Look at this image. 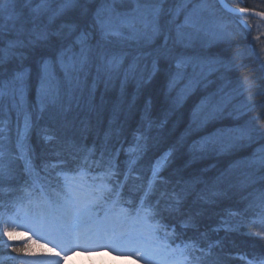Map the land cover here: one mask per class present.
Instances as JSON below:
<instances>
[{
	"label": "trees",
	"instance_id": "16d2710c",
	"mask_svg": "<svg viewBox=\"0 0 264 264\" xmlns=\"http://www.w3.org/2000/svg\"><path fill=\"white\" fill-rule=\"evenodd\" d=\"M97 3L98 0H75L71 6H64L61 14L55 15L62 8L63 0H48L43 5L42 0H14L9 7L15 10V20H6L5 12L0 14V25L11 27L14 23L16 30L10 38L19 35L25 41L28 30L47 24L49 16L55 15L52 30L70 24L82 29L84 25L93 24L90 7ZM8 38L7 35L0 37V44ZM97 40L99 36L93 33L91 42L95 44ZM52 41H58V38L52 37ZM240 41L247 46L244 40ZM109 47L118 50L115 46ZM42 48L25 47L21 49L24 53L22 61L13 59L0 68V75L5 78L13 70H32L29 76L32 86L23 105L11 106L9 112L11 132L7 142L9 148L17 152L15 159L26 155L42 174L53 160L77 152L85 156V161L92 167L107 169L116 183L125 175L123 190L135 198L144 197L146 203L154 205L167 222L174 225L173 237L188 244L194 264H248L250 258L264 255V162L252 152V146L258 142L260 147L264 139L256 136L253 142L241 141L240 135L231 129L234 126L243 128L247 123H252L249 128H264V117H261L264 96L261 97L263 104L256 107L257 101L245 99L249 91L238 93L237 90V80H257L258 75L250 69L257 67L251 62L252 58L245 59V63L250 62V72L248 68L241 70V66L230 72L224 66L221 73L209 78L212 82L209 93L203 84L196 83L190 94L181 98L180 83L168 88L176 74L175 59L179 55L202 58L206 66L209 59L225 49V45L208 51L204 48L197 51L183 49L182 52L173 49L175 55L161 58L154 74L147 72L152 67L150 64L139 82L128 79L123 90L117 80L107 90L100 84L90 96V76L83 92L75 89L78 96L74 99H82L83 109L80 111L75 105L77 100L68 106L66 100L58 99L53 110L40 113L33 93L37 76H32L41 60L38 54ZM207 71L204 69V75ZM257 82L262 88L264 81ZM230 83H236L233 90ZM257 100L260 103L262 99ZM216 103L221 107L210 116L208 112ZM62 110L65 115L56 116ZM202 116L206 118L201 122L199 118ZM26 117L30 124L32 120L39 124V131L52 126L56 129L57 140L46 142L33 127L25 133ZM166 117L177 124L175 129L162 123ZM255 117L260 119L254 120ZM218 132L224 133L226 140L211 141V134ZM201 141L203 145L199 144ZM145 143L147 150L142 151L141 146ZM173 146L170 163H164L157 178L152 180L153 164ZM1 150L6 149L0 142V153ZM14 160L7 154L0 170L9 168ZM18 166L23 169V162L20 161ZM17 178H22L19 171ZM174 212L178 217H173ZM216 241H224L226 248H217ZM4 255L5 250L0 246V256Z\"/></svg>",
	"mask_w": 264,
	"mask_h": 264
},
{
	"label": "snow or ice",
	"instance_id": "6c2138e0",
	"mask_svg": "<svg viewBox=\"0 0 264 264\" xmlns=\"http://www.w3.org/2000/svg\"><path fill=\"white\" fill-rule=\"evenodd\" d=\"M13 2L14 0H0V14L7 12L4 18L8 21H14L16 18L14 8L9 7ZM45 2L46 0H42V5ZM74 2L75 0H63L62 8L55 15L61 14L64 6H71ZM116 2L117 0H101V7L95 12L92 25L93 31L99 36L95 44L91 42L93 32L81 29L76 24L61 25L56 30H52L55 15L49 16L47 24L37 25L28 30L26 41L20 39L19 35L10 38L11 33L16 30L14 23L11 27L7 24L0 25V37L9 36L3 44H0V68L13 59L22 61L24 53L21 49L25 47H56L54 58L43 57L40 61L42 70L35 84L40 113H43L49 104L56 103L65 85L70 90L83 91V86L90 76H92L90 96L94 95L100 84H103L107 90L109 86H114L117 80L120 81L123 90L130 72L141 57H133L132 64L126 66L129 54L109 47L112 43L111 36L122 35L124 29H130L133 33L136 31L133 18L137 9L119 11L115 7ZM187 2L192 4V8L190 11L187 8L181 9L188 13L185 24L193 29L192 34L199 35L202 29L194 17H198L201 11L207 10V0H187ZM230 2L231 0H218L222 17L216 18L214 11L212 12L215 27L205 32L211 40L218 37L228 39L231 35L225 18L232 20L249 33L252 31V20L255 17H259L261 22H264V9L255 11L246 4L239 8L230 7ZM240 2L243 3V0ZM162 3L163 0H154V7L151 9L154 20L164 11ZM37 11L39 12V9ZM112 20L119 21V26H111ZM156 31L158 29L154 26L153 32ZM52 37L58 38V47L53 45ZM176 59L178 68L187 62L183 56H178ZM179 76V72L173 76L168 85L169 89L174 86ZM31 86L27 68L13 70L7 74V78L0 75V102L8 101L14 108L22 106ZM259 119L260 117L254 118V120ZM30 127V120L26 117L24 132L27 133ZM256 136L264 139V128L240 129L241 141L253 142ZM141 150H147L146 143L141 146ZM257 153L261 162H264V143H261ZM171 155L172 152L169 150L155 161L151 173L152 180L157 178L165 161L170 163ZM25 167L30 171L31 161H27ZM73 171L76 170L67 169L54 183L47 182L39 189L31 191L29 190L31 186L25 181L21 185L22 195L10 203L0 205V246L5 250V255L0 256V264H6V261H11L12 264H49L46 259L24 258L45 255L36 251L34 246L39 243L37 240L29 237L30 243H25L22 247L13 246L17 240L18 226H23L28 231L59 242L61 245H75L79 241L94 247L98 252L106 250L102 246L106 245L107 248L112 249L109 254L120 250L132 255L143 253L145 258L151 259L150 253L139 244V241L143 238L145 230L149 233L158 230L159 213L156 207L145 206L143 201L139 208L121 207L119 200L113 198L118 197L119 192L109 189L105 184H98L83 171H76L75 175L69 174ZM5 179H11L10 173L0 170V183ZM176 205L178 207L179 201ZM118 221H122L123 224L134 221L135 228L127 229L122 224L117 231L108 226ZM39 247L58 258L54 264H61V260L68 258L67 254L61 256L60 252L55 248H48L46 244H39ZM13 253L22 255H13ZM248 264H264V255L254 256Z\"/></svg>",
	"mask_w": 264,
	"mask_h": 264
},
{
	"label": "rangeland",
	"instance_id": "374dc122",
	"mask_svg": "<svg viewBox=\"0 0 264 264\" xmlns=\"http://www.w3.org/2000/svg\"><path fill=\"white\" fill-rule=\"evenodd\" d=\"M150 1H153V0H131L130 3H132V4H130V6L125 7L128 9H125L124 11H131L133 9H137L135 17L133 18L134 27H135L136 31H135V33H133L130 29H124L123 30V34H124L123 38H126L127 40L136 42L139 38L144 36L142 39H145V38L146 39L142 40V41H146V43L155 41V40H151V38H150L151 34L154 33L153 27L155 26L158 29V31H156L155 33H157V32L160 33L159 28H161L164 25L165 20L162 22V24L160 26H158L157 19L159 16L156 17L154 20L152 12H151V9L154 6H152V3ZM163 1L168 2V5L165 7V11L167 12L168 15L173 16V15L178 14L177 17L184 20V22H182V24L185 27V32L183 34L188 37L191 34V33L187 32L188 30H190V26L185 24V17L188 13H184L182 15V14H179L180 11L178 9L172 8V7L176 6V4H177L176 1H174V0H163ZM212 1L213 0H208L207 1V10H203L200 12L201 14L206 13L207 15H205V16L207 18L213 17L212 10L210 11V9H209L211 7L209 3H211ZM179 6H181L180 3H179ZM182 8L183 9L187 8V10L189 11V10H191L192 5H190V3H186L184 6H182ZM200 13H199L198 17H201ZM215 17L217 18L216 15H215ZM137 22H139L141 26H137ZM110 23H111V21H110ZM197 23L200 24L199 20H197ZM112 24H114L115 26H119V21L115 20ZM169 30H170V25L165 24L164 25V32L167 35H170V34H168ZM141 33H143V34H141ZM179 34H181V33H179ZM129 37H131V38H129ZM204 38H209V37L204 36ZM183 39H185V38H183ZM254 39L256 40L257 36H254ZM185 41H187V40H185ZM190 41L188 40L187 44ZM160 42H161V40H160ZM163 43H165V40H163ZM134 46L136 47L137 45H134ZM139 50L140 49L134 51V49H132V56L129 57V59L132 57H137V56L140 57L141 54L139 53L140 52ZM261 51L262 50L259 51L260 56H262V53H263ZM137 53H138V55H137ZM145 53H147V52H145ZM145 55H147V54H145ZM149 55H147L146 58H144V59H148L150 62H152L154 58H150ZM240 56L241 55H237V59H236L237 63L233 64L234 67L239 68V66L241 65V57ZM147 57H149V58H147ZM251 62L256 63L255 60H252V59H251ZM153 63H155V61ZM197 63L199 65L198 67L201 68L203 61L198 59ZM227 63L229 65L232 64L230 62H227ZM131 64L132 63H129V65H131ZM249 65H250V62L247 61L246 63H244L240 67V69L241 70L246 69L249 67ZM251 70H253V69H251ZM249 72H250V69H249ZM187 80H189V81H187ZM187 80L184 82L185 86L182 88L183 93L180 91V94H181L180 97L181 98L183 97V95L190 92V90L193 87V83H194V85L196 84V81L198 80V76H189V79H187ZM253 81H254L253 78H251V79L247 78L246 82H244L242 80L243 83H241V85H240V86H242V89L238 91V93H241L243 91H249L248 97L245 98L248 102H249V100L253 99V97H255L256 95H258V94L260 95L261 92L259 90L262 89V88H258L257 84L253 83ZM231 82H233V81H231ZM234 84L235 83L230 84V86L232 87V90H233V87L235 88ZM234 91H235V89H234ZM227 96L230 97V94L227 93ZM232 97H234V94L232 95ZM218 107H219V105H217V103H216V105L211 110V112H208L209 115L213 116V114H215L219 110ZM205 118L206 117L202 116L201 118H199V121L202 122V121H204ZM251 124L247 123L244 125L243 128H249ZM237 126H239V125H237ZM239 127L234 126L231 129L235 130L234 131L235 134L240 135V129H242V128H241V126H239ZM220 136H225V135H224V133H221ZM226 137L227 136L222 137L221 139L226 140ZM96 182L98 184L102 183L100 181H96ZM114 223H115V225H118V228L116 230L119 231L123 222L118 221V222H114ZM123 226L127 229H134L135 228V222L129 221L127 224H123ZM37 235H38L37 233H33L31 231H28L23 226H18L17 237L24 236V237H31L32 239H37L38 238ZM49 241H51V240L49 239ZM77 243H78V246L74 247L71 250L70 249L68 250V252H67L68 258L66 260H61V264H179L180 259H181L180 255L178 254V248L171 245L162 236V234H159L157 231H155L154 233H149L148 230H145L143 238L139 241V244L150 253L151 259L145 258L143 253H136V255H138V256H136V255H132L131 253L123 252L120 250H117L116 252L109 254L112 251V249L107 248L106 245H102L103 247L106 248V250L98 252V251H96V249L94 247H89L88 245H86L83 242L80 243L78 241ZM47 244H48L47 247L49 248L50 244L49 243H47ZM81 245H86V246L82 247ZM66 246H68V245L66 244ZM55 250L58 251L56 248H55ZM60 253H61V256H64L66 254L63 252H60ZM47 255H48V257L46 260L49 261V264H54L55 260L58 259L53 254L50 255V253H47Z\"/></svg>",
	"mask_w": 264,
	"mask_h": 264
},
{
	"label": "bare ground",
	"instance_id": "6f19581e",
	"mask_svg": "<svg viewBox=\"0 0 264 264\" xmlns=\"http://www.w3.org/2000/svg\"><path fill=\"white\" fill-rule=\"evenodd\" d=\"M118 3L117 5L115 6L119 11H124L125 9H128V8H125L127 6H130V1L131 0H117ZM152 3V6H154V0L153 1H150ZM98 3H101V0H98ZM97 3V4H98ZM100 6H92L91 5V15L93 16L94 18V14L96 12V10L99 8ZM180 12H182V10H180ZM162 18H164L165 20H167V24L170 25V29L173 31V33H171V36L169 38V40L167 41V46L169 47V49H173L174 47L175 48H179L181 47L182 48H185L184 46L187 44L188 40H190L192 38V36L194 34L193 33V29L190 27V30H189V33H191L192 35H189L188 37L185 36L183 33L185 32V27L184 25L182 24V22H184L183 19H180V18H177L175 21H172L170 15H166V13L164 12V15L162 13ZM161 17H158L157 19V24L159 25L161 22H162V18ZM195 19V18H194ZM115 20H112L110 25L111 26H115L114 24H112ZM202 21V20H200ZM198 24V23H197ZM92 25H84L82 29H86L88 31H92L93 33H95L93 31V28H92ZM137 26H141L139 22H137ZM199 27H201L203 33H205L206 31L204 30V27H202L201 25L198 24ZM181 33V34H179ZM96 34V33H95ZM143 34V33H141ZM151 34V33H150ZM156 35V33H152L151 34V37L150 38H153L154 36ZM139 37V36H138ZM144 36H142L141 38L138 39V41L140 42H145V41H142V40H145V39H142ZM185 38V39H183ZM112 43L110 45H114V44H118L120 42H122L121 38H120V35L118 36H111L110 37ZM126 38H124L125 40ZM187 40V41H185ZM246 41L249 43V39H246ZM224 43H227L228 45L225 47V49L218 55V61H223V63H219L218 64V67H220L219 69H212V71L216 72V74H219L221 73L224 68L228 70V68L230 67V65L226 62H230L232 64H235L236 63V59H237V55L240 54V51H244L246 49H248V47L240 40L234 38L232 35L229 36L228 39L225 40H221V41H215V43L212 45L213 49L215 48H224ZM58 44H59V41H53V45H56L58 47ZM126 42L123 44L125 45ZM250 44V43H249ZM160 51V48L157 49L156 52ZM55 52H56V47H52V46H43V48L39 51V54L38 56L42 59L43 57H53L55 56ZM262 56H259L258 60H257V67L253 68L251 67L250 69H253L254 71V75H258L257 76V80L259 81H264V49L262 51ZM41 61V60H40ZM225 66V67H224ZM224 67V68H223ZM227 67V68H226ZM231 69L232 67H230V72H231ZM226 70V71H227ZM134 82H137V80L135 78H132ZM243 80V79H242ZM242 80H237V90H241L242 89V86L241 83ZM257 80L254 79L253 83L257 84V87H259L258 85V82ZM244 82L247 81L246 80H243ZM206 88H204V90H206V93H209V84H205L204 85ZM263 89H264V85L261 86ZM217 92V91H216ZM244 92V91H243ZM263 96V95H262ZM213 98V97H212ZM261 103V102H260ZM259 102H257L258 105H260ZM262 118L264 117V113L262 112ZM167 128H170V129H175L177 127V124L172 122L170 120V118L166 117L164 118L163 122H162ZM56 130V129H55ZM204 142H199V144L203 145ZM258 142L256 144H254L252 146V152L253 154H258L257 153V149H258ZM148 154V153H147ZM19 172L25 174V171L21 168L18 169ZM3 192H8L7 190V186L6 184L3 182V183H0V195L3 194ZM173 217L176 218L178 217V215L174 212L173 214ZM246 228H249L250 226L249 225H245ZM226 244L224 243V241H216L215 242V246H217V248L221 249V250H224L226 248L225 246ZM252 259V258H250Z\"/></svg>",
	"mask_w": 264,
	"mask_h": 264
},
{
	"label": "flooded vegetation",
	"instance_id": "af4514ba",
	"mask_svg": "<svg viewBox=\"0 0 264 264\" xmlns=\"http://www.w3.org/2000/svg\"><path fill=\"white\" fill-rule=\"evenodd\" d=\"M236 2L235 5L242 6V5H248L249 7H252L255 11H260L264 9V0H243V3L240 2V0H234ZM252 25L254 26L256 31L264 32V22H261V20L254 18L252 20Z\"/></svg>",
	"mask_w": 264,
	"mask_h": 264
}]
</instances>
